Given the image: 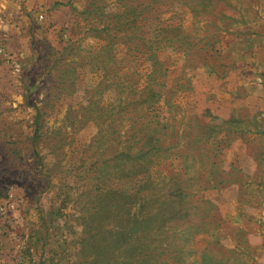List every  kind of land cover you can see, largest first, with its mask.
<instances>
[{
	"label": "rangeland",
	"instance_id": "rangeland-1",
	"mask_svg": "<svg viewBox=\"0 0 264 264\" xmlns=\"http://www.w3.org/2000/svg\"><path fill=\"white\" fill-rule=\"evenodd\" d=\"M0 264H264V0H0Z\"/></svg>",
	"mask_w": 264,
	"mask_h": 264
}]
</instances>
